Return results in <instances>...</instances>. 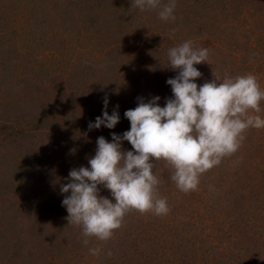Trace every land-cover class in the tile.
I'll return each mask as SVG.
<instances>
[{"label": "rangeland", "instance_id": "rangeland-1", "mask_svg": "<svg viewBox=\"0 0 264 264\" xmlns=\"http://www.w3.org/2000/svg\"><path fill=\"white\" fill-rule=\"evenodd\" d=\"M174 15L162 21L131 0H0V264H264V129H249L188 194L156 162L169 213L131 211L107 243L92 237L85 247L66 219L61 185L90 168L97 138L130 130L124 113L138 98L159 96L164 107L173 97L169 48L209 49L195 65L198 86L251 73L264 90V0H177ZM105 96L120 122L89 131ZM122 150L134 151L127 141ZM97 245L102 254L90 255Z\"/></svg>", "mask_w": 264, "mask_h": 264}, {"label": "clouds", "instance_id": "clouds-1", "mask_svg": "<svg viewBox=\"0 0 264 264\" xmlns=\"http://www.w3.org/2000/svg\"><path fill=\"white\" fill-rule=\"evenodd\" d=\"M176 4L177 0H131V7L141 11L158 10L159 19L165 22L175 21ZM209 55V49L197 48L192 41L169 48L168 67L178 71L167 80L173 97L164 107L159 105V96L147 102L138 98L137 106L124 113L130 130L122 136L112 133V142L98 137L95 155L88 160L90 168L70 170L69 181L61 185L62 194L70 193L62 206L69 224L82 228L85 247L92 237L107 243L131 211L157 217L169 213L166 198L158 195L156 162L170 165V179L188 194L198 190L202 175L239 150L249 129H264V118L258 115L264 90L255 75H226L221 80L214 74L213 81L197 85L202 74L195 65L208 63ZM103 104L102 117L89 122V131L102 126L114 129L120 122L119 105L109 115L107 96ZM124 141L134 151L122 150ZM101 185L113 199L100 195ZM88 251L98 257L103 249L97 245Z\"/></svg>", "mask_w": 264, "mask_h": 264}, {"label": "trees", "instance_id": "trees-1", "mask_svg": "<svg viewBox=\"0 0 264 264\" xmlns=\"http://www.w3.org/2000/svg\"><path fill=\"white\" fill-rule=\"evenodd\" d=\"M102 256H104V253H103ZM97 261L98 262H96V264H106V262H107V264H116V263H118V262L115 261V259H111L109 261H106V259L104 257H98Z\"/></svg>", "mask_w": 264, "mask_h": 264}]
</instances>
